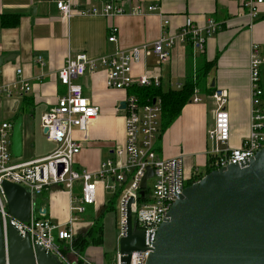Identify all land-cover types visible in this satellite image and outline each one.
<instances>
[{"label": "crops", "instance_id": "obj_1", "mask_svg": "<svg viewBox=\"0 0 264 264\" xmlns=\"http://www.w3.org/2000/svg\"><path fill=\"white\" fill-rule=\"evenodd\" d=\"M60 1L66 0H0V18L14 15L19 19L16 28H0V83L14 82V72L20 69L21 78L30 86V92L21 98L7 100L0 95V124L12 125L23 113L29 118L26 124L22 121V156L17 162L44 158L57 148L47 142L39 128V116L53 108L64 94L56 74L67 57L84 54L95 60L119 49L150 45L160 36L162 17L169 21L170 34L179 33L187 19L199 28H204L211 20L216 24V30L205 37L202 52L191 48L190 60L187 45L176 44L167 63L158 65L153 57L142 58L141 63L133 67V76H159L163 91L174 90L176 86L183 85L189 71L194 76L200 56L207 62H215L208 73L207 85L227 91L226 110L232 126L230 146L239 147L248 133V66L252 45H257L264 57V4L260 6L255 21L250 22L234 0H71L77 11H101L104 4H110L120 6L125 12L137 6H156L158 12L113 18L74 15L65 20L56 8ZM111 31H115L114 43L107 41ZM37 57L41 58L42 64L37 63ZM105 78L106 69L99 67L95 71H87L77 80L83 95L99 110L98 117L87 129L86 139L78 131H73V139L78 141L81 149L76 158V168L91 173L96 172L102 162L113 159V149L125 142L124 113L120 106L125 93L107 89ZM260 86L264 106V66ZM197 97L201 102H189L184 106L179 117L154 145L157 156L162 159L181 156L187 178L194 173L199 175L200 166L203 173L206 170V153L210 148L206 134L213 124L214 107L210 95L197 91ZM77 187L74 188L75 193L78 192ZM42 195L44 198L38 209L45 210L46 218L53 224L64 227L71 215L69 194L54 187ZM103 204L104 199L98 196L96 205L89 207L90 219L100 214ZM91 224L92 220L79 218L73 227L74 234L85 233ZM104 246L103 226L102 243L85 251L84 264H106Z\"/></svg>", "mask_w": 264, "mask_h": 264}, {"label": "built area", "instance_id": "obj_2", "mask_svg": "<svg viewBox=\"0 0 264 264\" xmlns=\"http://www.w3.org/2000/svg\"><path fill=\"white\" fill-rule=\"evenodd\" d=\"M244 11L250 22L255 21L259 8L264 0H234ZM71 0L56 3V8L65 20L74 15H99L113 18L128 14L144 16L158 12L156 6L146 8L137 6L125 12L120 6L104 4L101 11L74 10ZM159 15V14H158ZM169 21L162 17L161 33L158 39L150 45H142L127 50H117L99 59H89L84 54L67 57L63 67L57 72V80L64 88V94L57 99L56 105L39 116V128L47 142L57 148L48 156L28 161L17 162L11 156V124H0V220L4 244L7 238L8 226L13 227L23 238L28 237L32 247H40L46 253L55 255L63 264H70L60 254L61 244L71 249L75 236L74 224L79 221L87 207L96 205L97 190L110 191L117 197L115 208V244L116 264L119 263L118 243L126 236V206L130 199L132 228L144 234V249L132 253L129 264H145L152 251L158 226L167 218L172 203L182 194L186 183L197 176L187 178L184 174L183 158L166 160L157 156L154 145L160 136V102L141 105L138 99L129 94L131 89L161 87L159 76H133V67L141 63V59L153 57L158 65L168 62L170 51L176 44H191L194 50L203 51L205 37L214 33L216 24L207 21L204 28L193 26L190 19L185 20L177 34L168 32ZM115 31H111L108 43H114ZM205 35V36H204ZM37 63L42 64L40 57ZM264 65L257 45H252L249 53V92L250 110L248 133L243 137L239 147L230 146L232 126L227 112L228 93L221 88H215L210 95L213 103V124L207 131L206 139L210 148L206 153L210 163L206 169L212 171L225 168L228 165H239L252 158L258 151L264 149V106L263 92L260 86V68ZM99 67L106 69L105 87L109 90L125 93L124 128L125 142L113 149L114 158L102 162L96 172L76 168V158L80 154V145L73 139V131L82 134L86 139L89 125L96 120L99 110L83 95L77 80L87 71H95ZM15 81L0 83V95L7 100L21 98L30 92V86L21 76L22 71L16 69ZM181 86H176L180 89ZM197 104V90L190 100ZM47 132L44 133L43 130ZM59 167H62L59 172ZM153 171L152 177L146 180L143 196L139 195L140 184L146 169ZM204 174V173H203ZM153 179L152 187H147V181ZM8 181L22 187L30 196V217L26 223H20L7 213L6 199L1 183ZM78 185V192H74ZM60 188L70 196V218L64 227L53 224L38 209L36 199L50 188Z\"/></svg>", "mask_w": 264, "mask_h": 264}, {"label": "water", "instance_id": "obj_3", "mask_svg": "<svg viewBox=\"0 0 264 264\" xmlns=\"http://www.w3.org/2000/svg\"><path fill=\"white\" fill-rule=\"evenodd\" d=\"M120 106L123 110L125 103ZM10 150L13 159L21 158V116L11 125ZM152 175L147 168L140 196ZM1 188L9 216L26 223L30 217L29 194L8 181H2ZM132 202L130 199L126 206V236L117 246L120 264H129L131 254L144 249L143 232L131 225ZM0 264L63 263L42 248L32 247L29 238H22L11 226L4 244L0 220ZM145 264H264V149L248 161L211 171L185 187L158 226Z\"/></svg>", "mask_w": 264, "mask_h": 264}, {"label": "trees", "instance_id": "obj_4", "mask_svg": "<svg viewBox=\"0 0 264 264\" xmlns=\"http://www.w3.org/2000/svg\"><path fill=\"white\" fill-rule=\"evenodd\" d=\"M18 16H3L0 18V28L3 29H12L18 26ZM188 51V59L190 60V52L192 45L186 44ZM188 60V62H189ZM215 62H207L204 57L200 56L195 64V72L192 77V72H188V77L183 83V85L178 90L168 89L163 91L161 87H149V88H137L131 89L129 94L134 95L141 105H146L152 103L153 100H159L160 102V136L157 140L160 139L166 129L172 125V123L179 117L182 109L186 106L196 89L199 93L205 95H211L214 91V88L207 85V76L209 71L213 68ZM210 163V160H207V164ZM211 169H206L202 176H197L192 180L186 183V187L199 181L204 175L210 173ZM115 201L114 199H112ZM105 212L102 215H98L95 219L92 220V224L89 229L83 234H77L74 236L71 249L67 245H59L60 254L67 261L70 260L73 264H84L83 257L85 251L89 247H98L102 243V234H103V224L102 218L105 213L113 212L114 206L113 203L108 201L105 204Z\"/></svg>", "mask_w": 264, "mask_h": 264}, {"label": "rangeland", "instance_id": "obj_5", "mask_svg": "<svg viewBox=\"0 0 264 264\" xmlns=\"http://www.w3.org/2000/svg\"><path fill=\"white\" fill-rule=\"evenodd\" d=\"M262 67L260 68V80H261V70H262ZM19 116L22 117V121H23L24 124H26L27 121L29 120V118H28V116H27L26 113H23V114H21ZM198 168H199L198 169V172L201 175H203V168H202V166H200ZM153 183H154L153 179H149L147 181V187L148 188L152 187ZM114 195L115 194H112L110 191H106L105 192V191H103L100 188V189L97 190L96 199H97L98 196H101L104 199V204H103L102 207H105V204L108 201L111 200V202L113 203V206H114V210H115V208H116V202H117V197H114ZM42 198H44L43 195H41L40 197H38L36 199V205H37V207L40 206L41 201L43 200ZM112 199H114L115 201H113ZM90 211H91V209L89 207H87L86 208V212L83 215H80L79 218L93 220V218L90 219L91 216H92ZM114 223H115V211L105 213L104 216H103V218H102V224L104 226V240H105L104 249L106 250V253H107L106 254V264H114V261H115L114 256H115V253H116V244L114 242V239H115ZM70 260H71V258H70ZM70 260L68 259V262L70 264H73Z\"/></svg>", "mask_w": 264, "mask_h": 264}]
</instances>
